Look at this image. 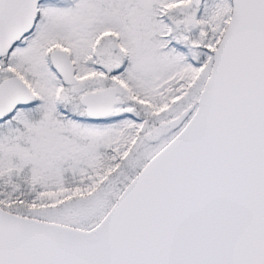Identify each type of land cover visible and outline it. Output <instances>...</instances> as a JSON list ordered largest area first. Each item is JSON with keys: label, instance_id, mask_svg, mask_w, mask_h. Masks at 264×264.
<instances>
[{"label": "snow or ice", "instance_id": "snow-or-ice-1", "mask_svg": "<svg viewBox=\"0 0 264 264\" xmlns=\"http://www.w3.org/2000/svg\"><path fill=\"white\" fill-rule=\"evenodd\" d=\"M0 264H264V0H0Z\"/></svg>", "mask_w": 264, "mask_h": 264}]
</instances>
